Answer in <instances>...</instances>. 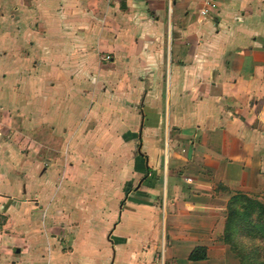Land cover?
<instances>
[{
    "label": "crops",
    "instance_id": "obj_1",
    "mask_svg": "<svg viewBox=\"0 0 264 264\" xmlns=\"http://www.w3.org/2000/svg\"><path fill=\"white\" fill-rule=\"evenodd\" d=\"M214 1L0 0V264H239L219 187L264 203V0ZM138 97L163 214L118 219L100 183L84 214L72 149L104 119L97 142L125 135Z\"/></svg>",
    "mask_w": 264,
    "mask_h": 264
},
{
    "label": "rangeland",
    "instance_id": "obj_2",
    "mask_svg": "<svg viewBox=\"0 0 264 264\" xmlns=\"http://www.w3.org/2000/svg\"><path fill=\"white\" fill-rule=\"evenodd\" d=\"M132 105L133 118L136 119V122L132 121L131 129H128L125 135L123 134L119 137L110 136L109 141L103 139L101 142H97L95 135L98 131L99 135H101L104 134L106 129L112 130V123L104 119L101 120L104 126L97 128L98 131L92 124H89L91 130L87 129L88 126L83 128V141L75 144L72 149L71 159L66 164L68 167L78 166L85 170L96 169L95 175L84 172V174L78 175L75 180L72 179V175H69L65 181V183H68L67 187L72 189L71 191L79 192L83 195L80 209L83 210L82 213L84 214L91 213L92 210L95 211L96 209L97 203L93 199V195L95 196L96 194L92 192V185L99 183L103 186L104 195L108 196L107 204L109 209L116 211L118 219L125 213L136 218L152 214L162 216L163 214V200L160 189L164 185L162 170L164 152L166 150L165 136L163 134L162 141L160 140L157 144L159 150L163 149V160H161V156H158L157 165L160 166V171L154 173V167L156 168L157 165L149 167L151 164L147 161V150L144 147L143 139H141L140 125L142 126L145 120V114L142 111L139 97L135 103L133 100ZM109 123L110 127L108 128L107 124ZM87 134H89V137H85ZM171 147L174 150L173 156L177 160V154L175 153H179V149L177 146L171 145ZM124 162L126 163L125 166ZM124 167L131 170L132 177L120 184L121 189L119 191L117 182L118 179L123 178ZM108 188L110 189L108 190ZM219 188L224 192L228 191L229 194L226 202L225 226L220 241L229 246L239 264H264V214L259 217V209L252 211L245 208L244 210L246 202L239 196L244 194L249 200L258 201L264 206L262 199H259L257 195L247 194L239 189H230L225 186H220ZM141 225L146 226L138 221L131 223L133 242L136 236H139ZM155 231L157 234L161 231V224L158 223L146 229L145 234L148 235L150 232V236H155L153 234ZM224 233L226 234L224 235ZM143 249H145V244Z\"/></svg>",
    "mask_w": 264,
    "mask_h": 264
},
{
    "label": "trees",
    "instance_id": "obj_3",
    "mask_svg": "<svg viewBox=\"0 0 264 264\" xmlns=\"http://www.w3.org/2000/svg\"><path fill=\"white\" fill-rule=\"evenodd\" d=\"M240 195L241 196H239V198L241 197L246 202V205L243 208L244 210H245V208L246 209H251L252 211L256 210V209H259V213H260L259 217L262 216V214H264V206H262L258 201H251L244 194H240ZM229 210H230V205H229ZM259 219H261V218H259ZM225 234L226 233H224V235ZM205 258H206V251H205L204 247H195L192 250V252L190 253V255H189V259L190 260H202V259H205Z\"/></svg>",
    "mask_w": 264,
    "mask_h": 264
},
{
    "label": "built area",
    "instance_id": "obj_4",
    "mask_svg": "<svg viewBox=\"0 0 264 264\" xmlns=\"http://www.w3.org/2000/svg\"><path fill=\"white\" fill-rule=\"evenodd\" d=\"M217 4L214 0H203L202 6L199 9V14L203 17L211 16L212 12L216 9ZM103 59L108 61L110 59L109 55L103 56Z\"/></svg>",
    "mask_w": 264,
    "mask_h": 264
}]
</instances>
